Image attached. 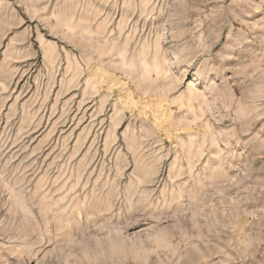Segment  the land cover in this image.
Listing matches in <instances>:
<instances>
[{"label":"rangeland","instance_id":"1","mask_svg":"<svg viewBox=\"0 0 264 264\" xmlns=\"http://www.w3.org/2000/svg\"><path fill=\"white\" fill-rule=\"evenodd\" d=\"M0 264H264V0H0Z\"/></svg>","mask_w":264,"mask_h":264},{"label":"bare ground","instance_id":"2","mask_svg":"<svg viewBox=\"0 0 264 264\" xmlns=\"http://www.w3.org/2000/svg\"><path fill=\"white\" fill-rule=\"evenodd\" d=\"M204 253V252H203Z\"/></svg>","mask_w":264,"mask_h":264}]
</instances>
